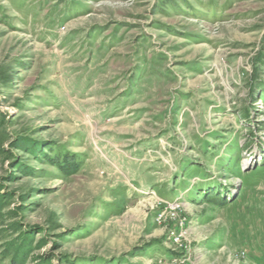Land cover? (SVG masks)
Segmentation results:
<instances>
[{
    "label": "rangeland",
    "instance_id": "obj_1",
    "mask_svg": "<svg viewBox=\"0 0 264 264\" xmlns=\"http://www.w3.org/2000/svg\"><path fill=\"white\" fill-rule=\"evenodd\" d=\"M0 264H264V0H0Z\"/></svg>",
    "mask_w": 264,
    "mask_h": 264
}]
</instances>
